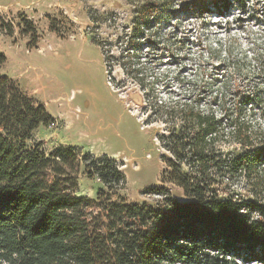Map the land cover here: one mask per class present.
<instances>
[{"label":"trees","instance_id":"obj_1","mask_svg":"<svg viewBox=\"0 0 264 264\" xmlns=\"http://www.w3.org/2000/svg\"><path fill=\"white\" fill-rule=\"evenodd\" d=\"M127 2L134 8L135 46L128 53L134 59L142 51L139 33L159 34L158 25L176 16L179 25L183 15L264 10V0ZM6 63L0 53V69ZM142 67L136 62L129 69ZM155 107L166 127L159 136L168 154L162 182L182 190L186 202L162 187L148 192L162 197L156 205L130 203L121 195L126 177L115 160L85 164L91 155L75 147L47 155L44 142L30 146L41 126L56 121L0 74V264H264V131L241 114L219 116L193 101ZM83 166L104 186L97 201L76 196ZM242 179L256 199L236 198L232 188Z\"/></svg>","mask_w":264,"mask_h":264},{"label":"rangeland","instance_id":"obj_2","mask_svg":"<svg viewBox=\"0 0 264 264\" xmlns=\"http://www.w3.org/2000/svg\"><path fill=\"white\" fill-rule=\"evenodd\" d=\"M176 17L150 38L140 32L142 51L134 59L128 55L135 46L134 8L127 0H0V53L7 57L0 74L56 121L41 126L30 146L44 142L47 155L75 147L91 155L85 164L115 160L126 177L121 195L130 203L156 205L162 197L148 192L162 187L186 202L182 190L162 182L168 154L159 136L166 127L155 117L156 102L181 99L219 116L241 114L263 132L264 10L183 15L179 25ZM136 62L143 67L129 69ZM101 189L83 166L76 196L97 201ZM232 189L238 200L256 199L243 179Z\"/></svg>","mask_w":264,"mask_h":264},{"label":"bare ground","instance_id":"obj_3","mask_svg":"<svg viewBox=\"0 0 264 264\" xmlns=\"http://www.w3.org/2000/svg\"><path fill=\"white\" fill-rule=\"evenodd\" d=\"M42 53V52H41Z\"/></svg>","mask_w":264,"mask_h":264}]
</instances>
